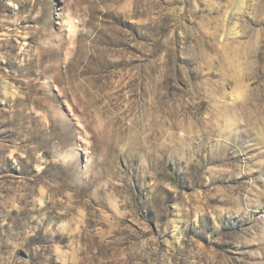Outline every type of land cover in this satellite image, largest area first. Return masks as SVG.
<instances>
[{
    "label": "rangeland",
    "instance_id": "obj_1",
    "mask_svg": "<svg viewBox=\"0 0 264 264\" xmlns=\"http://www.w3.org/2000/svg\"><path fill=\"white\" fill-rule=\"evenodd\" d=\"M0 264H264V0H0Z\"/></svg>",
    "mask_w": 264,
    "mask_h": 264
}]
</instances>
